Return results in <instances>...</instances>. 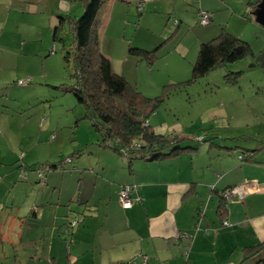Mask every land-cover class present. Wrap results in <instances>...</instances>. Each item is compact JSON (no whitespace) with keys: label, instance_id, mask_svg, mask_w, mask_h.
Here are the masks:
<instances>
[{"label":"crops","instance_id":"obj_1","mask_svg":"<svg viewBox=\"0 0 264 264\" xmlns=\"http://www.w3.org/2000/svg\"><path fill=\"white\" fill-rule=\"evenodd\" d=\"M200 1L198 20L202 8L212 13L207 9L212 0L207 4V0ZM220 1L240 14L250 9L253 13L256 8L246 0L240 10L239 0ZM124 5L112 2L107 12L110 24L122 18ZM78 7L77 0H0V15L6 11V16L0 17V40L12 11L28 14L35 34L29 37L22 21L14 19L17 32L12 33L16 38L12 47L19 50L14 53L17 61L28 56L27 61L38 63L52 43L60 15L72 14ZM146 8L148 11V4ZM246 17L241 14L240 21L255 30L257 43L264 44V28L256 19L259 24ZM234 34L244 37L242 32ZM251 49L255 61L264 54V45L260 50L255 45ZM46 60L42 58V63ZM257 63L262 65L260 60ZM113 69L118 73L114 65ZM2 78L0 75V81ZM153 128L183 137V144L193 148L154 160L135 159L130 164L100 140L92 151V161L82 163L79 159V170L45 160L40 163L39 175L32 168L31 181L20 179L21 165L13 161V151L5 154L0 148V264H141L145 257L148 264H243L246 260L256 264L261 259L264 264L263 145L222 152L214 151L216 143L211 141L208 150L201 152L185 142L189 136L179 135L176 129L165 124ZM1 134L5 135L0 126ZM246 136L264 141L258 138L264 139L263 132ZM1 141L0 137V145ZM247 149L257 150L245 158L244 154L251 152ZM123 184L134 185L129 208L120 202ZM229 188L237 189L225 198ZM223 201L227 210L221 214ZM225 219L230 225L223 224ZM184 232L190 236L184 237Z\"/></svg>","mask_w":264,"mask_h":264},{"label":"rangeland","instance_id":"obj_2","mask_svg":"<svg viewBox=\"0 0 264 264\" xmlns=\"http://www.w3.org/2000/svg\"><path fill=\"white\" fill-rule=\"evenodd\" d=\"M113 1L126 6L122 18L110 24L107 12ZM239 1L238 8L245 0ZM207 2L210 1L205 4ZM210 6L207 9L214 16L209 23L201 24L197 16L202 7L200 0H111L99 26L102 50L112 59L118 73L144 95L164 97L149 118L152 126L165 124L168 129H176L179 135L189 136L185 142H190L201 152L208 150L211 141L216 143H213L214 151L222 152L242 150L243 146L254 148L259 143L264 147V141L246 136V133H264V54L255 61L256 56L247 53L235 62L191 80L201 43L219 35L224 28L231 33L242 32L244 37L241 38L256 49L260 50L264 45L263 41L257 43L255 30L250 26L245 28L244 22L240 21L242 14L253 24H259L251 9L240 14L220 0H212ZM78 9L72 15L82 13L80 3ZM5 12L0 15L2 19ZM33 17L43 18L40 14ZM30 18L28 14L12 11L0 40V75L3 76L0 81V126L5 133L0 135V148L5 154L13 151V161L21 165L22 181L33 179L28 178L32 168L39 175L38 169L43 166L40 163L45 160L58 161L61 166L79 170V159L82 163L92 161V151L98 148L104 134L94 125L91 112L71 89L77 85V79L72 76V62L65 59L62 51L63 42L68 47L72 41L67 26L62 41L51 39L49 47H54V52L49 53L48 47L38 63L27 61L28 56L22 62L17 61L18 56L14 53L19 50L12 47L16 40L12 34L17 32L15 23L21 20L22 28L32 37L35 29L29 25ZM180 20L182 23L179 24ZM131 47L154 50L155 55L149 60L141 53L131 51ZM42 58H47L45 64ZM259 60L261 66L257 63ZM237 70L242 71L237 82L228 83L226 74ZM26 77L31 78L28 84L17 82ZM258 91L263 93H256ZM11 98L15 99L10 101ZM8 101L14 106L9 107ZM258 138L264 140L261 136ZM45 170L50 169L47 166ZM40 175L43 174L40 172ZM34 181L38 183L36 177ZM244 262L251 264V261Z\"/></svg>","mask_w":264,"mask_h":264},{"label":"trees","instance_id":"obj_3","mask_svg":"<svg viewBox=\"0 0 264 264\" xmlns=\"http://www.w3.org/2000/svg\"><path fill=\"white\" fill-rule=\"evenodd\" d=\"M77 1L83 7L82 13L78 16L60 15L53 40H63L66 26L72 33L68 47L64 42L62 47L65 59L72 62V76L77 79V85L71 86V89L79 102L91 112L94 125L103 131L101 143L120 152L130 164L135 159L154 160L193 148L183 144V137L155 131L149 118L164 97L144 95L123 74L115 72L112 60L102 51L99 26L111 0ZM259 1L249 0V3L254 9ZM130 50L141 53L149 60L155 55L154 50L139 47H131ZM54 51L52 47L50 52ZM247 53L253 54L251 45L224 28L219 35L201 43L191 80L203 77L221 65L235 62ZM241 72L231 71L226 74V81L236 83ZM256 150L247 149L251 152H246L243 157H251L252 151ZM226 205L223 201L219 206L221 214L226 212ZM262 260L256 264H262Z\"/></svg>","mask_w":264,"mask_h":264},{"label":"built area","instance_id":"obj_4","mask_svg":"<svg viewBox=\"0 0 264 264\" xmlns=\"http://www.w3.org/2000/svg\"><path fill=\"white\" fill-rule=\"evenodd\" d=\"M212 16H213L212 13L209 12L208 10H200L198 21L201 24H207L213 18ZM30 80H31V78H23V79H19L17 82L19 84L25 85ZM69 160H70V158H69ZM236 189L237 188L227 189L224 193L225 197H230L231 194L235 193ZM133 190H134V185H132V184H123L122 187L120 188L119 198H120V202L123 205V207L129 208L133 205V197H132ZM73 224H74V222H73ZM223 224L224 225H230V222L225 219L223 221ZM183 236L188 237V236H190V234L187 232H184ZM124 264H136V263L129 261V262H126ZM141 264H148L146 257L143 259Z\"/></svg>","mask_w":264,"mask_h":264},{"label":"water","instance_id":"obj_5","mask_svg":"<svg viewBox=\"0 0 264 264\" xmlns=\"http://www.w3.org/2000/svg\"><path fill=\"white\" fill-rule=\"evenodd\" d=\"M253 14L256 21L264 25V0H261L257 4L256 8L253 10Z\"/></svg>","mask_w":264,"mask_h":264}]
</instances>
